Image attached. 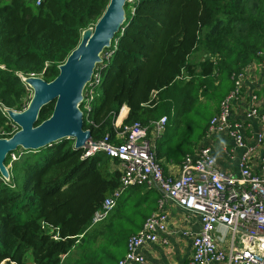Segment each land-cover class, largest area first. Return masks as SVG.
<instances>
[{"label":"trees","instance_id":"obj_1","mask_svg":"<svg viewBox=\"0 0 264 264\" xmlns=\"http://www.w3.org/2000/svg\"><path fill=\"white\" fill-rule=\"evenodd\" d=\"M110 0H0V138L17 130L6 108L25 110L31 75L50 82L78 46L82 33ZM126 20L97 65L84 129L98 141L134 122L167 125L156 155L184 162L208 133L211 118L234 88L235 77L264 53V0H129ZM218 100L208 118L204 103ZM55 102L45 105L38 124ZM129 107L119 126L114 119ZM196 134L194 136V133ZM74 139L39 150L14 151L0 174V264H119L136 234L158 208L157 189L130 185L104 221L91 226L105 199L121 188L120 160L104 151L82 157ZM164 172L166 170L164 169ZM160 193V192H159ZM128 205V206H127Z\"/></svg>","mask_w":264,"mask_h":264},{"label":"built area","instance_id":"obj_2","mask_svg":"<svg viewBox=\"0 0 264 264\" xmlns=\"http://www.w3.org/2000/svg\"><path fill=\"white\" fill-rule=\"evenodd\" d=\"M41 0H38L40 3ZM264 54V53H263ZM248 67L235 77L234 88L222 101L220 110L211 118L205 139L216 134H227L236 146L243 148L239 172L222 169L211 144H202L194 154L188 155L181 164L179 174L165 173L156 155V140L163 134L167 117L163 116L149 125L134 122L119 133L121 142L112 141L109 134L98 141L89 140L82 157L104 151L111 158H118L122 165L121 188L105 199L97 210L91 226L110 215L117 205L121 190L134 184H147L160 192L158 209L145 221L142 228L129 238L128 250L119 264H145L141 251L147 242L167 243L159 233L167 229L164 204L171 201L201 219V230L193 237V253L188 264H264V133H258L263 144L260 168L253 163L256 148L249 146L244 125L232 119L235 104L243 95L244 80ZM101 81L94 73L84 92L88 110L94 98V87ZM257 109L248 115L255 116ZM264 121V115L261 116ZM17 126V124H14ZM18 128V126H17ZM15 153L13 160L19 158ZM221 240L230 239L224 249L217 245L214 234Z\"/></svg>","mask_w":264,"mask_h":264},{"label":"water","instance_id":"obj_3","mask_svg":"<svg viewBox=\"0 0 264 264\" xmlns=\"http://www.w3.org/2000/svg\"><path fill=\"white\" fill-rule=\"evenodd\" d=\"M129 0H110L105 12L94 26L85 29L78 46L59 65V74L50 82L31 75L24 81L32 90V98L23 111L6 108L9 118L18 126L10 137L0 138V174L10 178L6 165L9 154L19 148L39 150L64 138L74 139L75 149L84 148L91 131L84 129V112L80 105L95 69L103 61V51L110 47L126 20L125 5ZM55 102L52 115L38 122L41 109Z\"/></svg>","mask_w":264,"mask_h":264},{"label":"crops","instance_id":"obj_4","mask_svg":"<svg viewBox=\"0 0 264 264\" xmlns=\"http://www.w3.org/2000/svg\"><path fill=\"white\" fill-rule=\"evenodd\" d=\"M262 57L248 66L242 98L235 104L232 112V119L244 125L247 143L256 148V157L253 163L255 170L260 168V157L263 153V144L258 140V133H264V121L261 119V116L264 115V54ZM254 108L258 110V114L249 116L248 114ZM128 112L129 107L124 105L117 118L114 119L115 126L122 123ZM207 143L212 145L218 164L222 169L233 173L239 172V161L244 149L236 146L229 135L216 134L210 139L203 138L199 146ZM162 161L167 173H180L181 162L166 158H163ZM118 166L122 170L121 162ZM157 193L160 195L159 191ZM163 209L167 214L168 226L165 232H160L159 235L162 239L166 238L168 242L165 244L157 241L144 244L141 251L146 257L145 264H188L193 253V237L201 230V219L198 215L186 211L171 201H167ZM214 237L218 246L224 249L229 248V237L226 240H221L218 232H215Z\"/></svg>","mask_w":264,"mask_h":264},{"label":"rangeland","instance_id":"obj_5","mask_svg":"<svg viewBox=\"0 0 264 264\" xmlns=\"http://www.w3.org/2000/svg\"><path fill=\"white\" fill-rule=\"evenodd\" d=\"M218 106L219 105H218V100L217 99L213 100L211 103H204L203 104V107L205 109V116H206V118L210 117L216 111V109L218 108ZM195 134H196V131L194 133V136H195ZM16 157H18V155H16ZM10 166H11V164L8 165L9 168H10ZM27 264H32V254L31 253H28V256H27Z\"/></svg>","mask_w":264,"mask_h":264}]
</instances>
